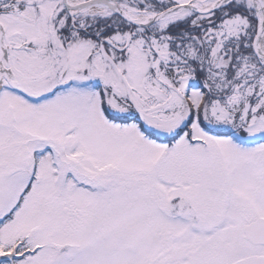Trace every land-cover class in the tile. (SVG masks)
<instances>
[{
    "label": "snow or ice",
    "instance_id": "obj_1",
    "mask_svg": "<svg viewBox=\"0 0 264 264\" xmlns=\"http://www.w3.org/2000/svg\"><path fill=\"white\" fill-rule=\"evenodd\" d=\"M0 264H264V0H0Z\"/></svg>",
    "mask_w": 264,
    "mask_h": 264
}]
</instances>
